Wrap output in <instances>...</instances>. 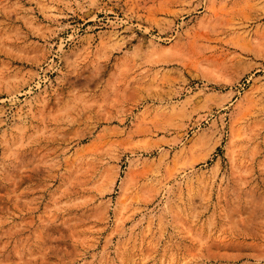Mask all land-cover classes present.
<instances>
[{"label": "rangeland", "instance_id": "374dc122", "mask_svg": "<svg viewBox=\"0 0 264 264\" xmlns=\"http://www.w3.org/2000/svg\"><path fill=\"white\" fill-rule=\"evenodd\" d=\"M0 264H264V0H0Z\"/></svg>", "mask_w": 264, "mask_h": 264}]
</instances>
